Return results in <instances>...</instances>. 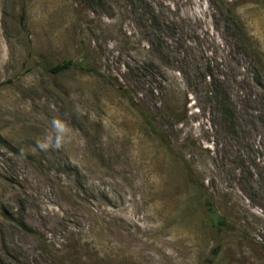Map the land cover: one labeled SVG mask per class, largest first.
<instances>
[{
    "label": "rangeland",
    "instance_id": "1",
    "mask_svg": "<svg viewBox=\"0 0 264 264\" xmlns=\"http://www.w3.org/2000/svg\"><path fill=\"white\" fill-rule=\"evenodd\" d=\"M0 264H264V0H0Z\"/></svg>",
    "mask_w": 264,
    "mask_h": 264
},
{
    "label": "trees",
    "instance_id": "2",
    "mask_svg": "<svg viewBox=\"0 0 264 264\" xmlns=\"http://www.w3.org/2000/svg\"><path fill=\"white\" fill-rule=\"evenodd\" d=\"M74 65H75V63L72 60H66V61H63L61 63L48 66L47 70L50 73H52V74H59L61 72H64V71L70 69ZM224 109H225L224 110L225 115L230 120H232V112L229 110V108H224ZM142 117L144 118V121H145L148 129L151 131V133L156 135V136H159L158 135L159 131H158L157 127H156V124H155V121L153 120V118L147 112L142 113ZM20 226L23 227V228H26L23 225V223H20ZM216 227H218L217 229H218L219 232H222V231L228 229V225L226 223V220L221 218L220 221L217 222ZM218 248H219V246L214 248L212 250V253L218 252Z\"/></svg>",
    "mask_w": 264,
    "mask_h": 264
}]
</instances>
